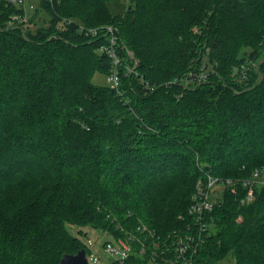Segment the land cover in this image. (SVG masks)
Returning <instances> with one entry per match:
<instances>
[{"label": "trees", "instance_id": "1", "mask_svg": "<svg viewBox=\"0 0 264 264\" xmlns=\"http://www.w3.org/2000/svg\"><path fill=\"white\" fill-rule=\"evenodd\" d=\"M34 1L27 17L0 0V264L89 256L69 226L133 235L112 264H154L159 240L197 232L207 174L223 190L194 264H264V185L241 203L264 168V0H128L123 14L115 0ZM43 11L51 24L32 31ZM108 27L119 91L93 83L113 67Z\"/></svg>", "mask_w": 264, "mask_h": 264}, {"label": "built area", "instance_id": "2", "mask_svg": "<svg viewBox=\"0 0 264 264\" xmlns=\"http://www.w3.org/2000/svg\"><path fill=\"white\" fill-rule=\"evenodd\" d=\"M8 1L17 5L25 3V0ZM11 25H13V21L11 22ZM107 29L109 33V43L103 48V50L109 54L113 63V67L107 76V82L112 89L119 91L121 85L118 67L121 62L117 53L118 37L116 35L115 28L108 27ZM134 72L135 68L129 69L130 74ZM203 77L205 76L200 78L202 79ZM193 81H195V79H193V75H191V78L186 79L187 84H191ZM253 176L254 179L245 183L246 186L250 187V190L248 191V195L244 202L254 201V185H264V168L255 170ZM222 182L223 181L219 178L207 174L206 182L200 180L197 183L196 193L193 195V201L189 208V214L194 219V227L197 232H192L193 229L191 230L189 228L188 233L186 234H179L176 232L169 238L168 241L162 242L159 240L156 244V248L152 251V255H154V264H158L159 261H161L162 264H194V255L197 253L199 246L203 243V235L208 228L207 223L204 222V216L207 212H211L213 210L218 197L216 198L212 194L214 193V188ZM227 183L231 185L233 184L230 180L227 181ZM138 231L145 235V239H147V237L155 238L156 236L155 233L148 229V227L144 224L139 225ZM116 240L119 245L118 249H116L110 242L106 243L104 249L112 255L121 256L123 258L122 260H126L134 253L133 242L136 240L135 236L129 235L127 238H119ZM171 242L172 244H170ZM147 250H149V247L144 246V248H142L141 255H143Z\"/></svg>", "mask_w": 264, "mask_h": 264}, {"label": "rangeland", "instance_id": "3", "mask_svg": "<svg viewBox=\"0 0 264 264\" xmlns=\"http://www.w3.org/2000/svg\"><path fill=\"white\" fill-rule=\"evenodd\" d=\"M24 4L27 11V17L32 16L34 14V9L37 6V2L34 0H26ZM31 4H33V6ZM128 5H129L128 0H115L113 3H111V9L115 14H123L128 8ZM50 24H51V17L46 11H43L40 13V16L34 21V23L30 25V29L33 31L40 26L47 27ZM262 44L264 45V43ZM261 62L262 61H259V65H261L260 64ZM93 83L97 85L108 84L106 77H104L103 75H96L93 79ZM223 180H225V182L229 180L231 181V179H225V178H223ZM222 190H223V185L219 184L214 188V193L212 195L214 197L215 195L220 196ZM246 197L241 200L242 204L246 203L244 202L246 200ZM238 221H241V217L238 218ZM69 230L73 235L77 236L81 241H83L84 244L88 246L87 248L89 249V251H91V253L89 252L90 254L88 256L89 264H112L115 261H118L119 259H123L121 256L112 255L106 252V250L104 249L107 242H110L116 249L119 248L117 240L112 234L105 231L96 230L93 228L91 229V227L80 228L77 226H69ZM220 264H235V262L232 258H228L222 261Z\"/></svg>", "mask_w": 264, "mask_h": 264}, {"label": "water", "instance_id": "4", "mask_svg": "<svg viewBox=\"0 0 264 264\" xmlns=\"http://www.w3.org/2000/svg\"><path fill=\"white\" fill-rule=\"evenodd\" d=\"M60 264H89V259L84 249L77 254H66L62 257Z\"/></svg>", "mask_w": 264, "mask_h": 264}]
</instances>
